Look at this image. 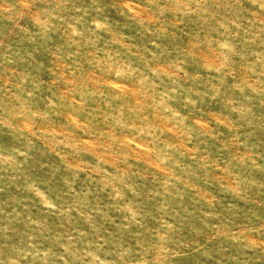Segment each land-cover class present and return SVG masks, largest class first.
<instances>
[{"label": "rangeland", "instance_id": "1", "mask_svg": "<svg viewBox=\"0 0 264 264\" xmlns=\"http://www.w3.org/2000/svg\"><path fill=\"white\" fill-rule=\"evenodd\" d=\"M0 264H264V0H0Z\"/></svg>", "mask_w": 264, "mask_h": 264}]
</instances>
